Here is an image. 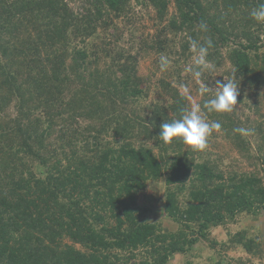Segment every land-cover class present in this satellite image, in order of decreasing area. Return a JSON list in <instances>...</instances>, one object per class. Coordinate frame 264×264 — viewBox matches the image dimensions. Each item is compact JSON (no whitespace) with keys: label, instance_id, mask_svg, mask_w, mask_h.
Instances as JSON below:
<instances>
[{"label":"trees","instance_id":"trees-1","mask_svg":"<svg viewBox=\"0 0 264 264\" xmlns=\"http://www.w3.org/2000/svg\"><path fill=\"white\" fill-rule=\"evenodd\" d=\"M75 1L0 0V264H119L122 253L136 258L139 248L149 250L135 264H168L176 254L186 256L184 264H231L225 253L235 249L263 256L257 227L229 231L227 239L212 230L263 215L264 144L257 149L262 168L243 171L224 169L206 149L162 142L160 125L180 117L184 95L163 81L169 100L145 111L137 58L111 38L89 39L127 16L132 0H82L81 13L70 7ZM142 1L168 22L164 39L178 31L200 43L212 39L208 63L232 67L217 80L264 89V23L250 16L264 0ZM171 1L176 14L169 17ZM14 101L17 113L7 120ZM201 112L221 123L242 157L254 159L248 138L233 131L247 129L238 117ZM81 118L94 123L82 126ZM262 120L251 130L262 132ZM161 179L174 230L146 221L139 204ZM199 242L200 258L211 250L200 262Z\"/></svg>","mask_w":264,"mask_h":264},{"label":"rangeland","instance_id":"rangeland-1","mask_svg":"<svg viewBox=\"0 0 264 264\" xmlns=\"http://www.w3.org/2000/svg\"><path fill=\"white\" fill-rule=\"evenodd\" d=\"M69 5L75 12L81 13L85 8L84 6L87 5V2L76 0L75 2H69ZM167 12L169 17L176 14V8L173 1L169 4ZM167 18L165 17V19ZM20 20L22 19L20 18L19 21ZM167 23L168 22L161 23L157 19V13L153 6L144 3L142 0H132L130 12L127 16L115 19L114 25L109 27V30L107 29L106 31L99 29L100 31L97 32L98 36H92L89 38L94 39L96 42L100 37H107L108 40L111 38L114 44H118L119 48L124 49L126 52H130L131 55H134L137 58V71L142 77L141 86L145 87L147 92V97L141 101L145 111L150 104L165 103V101L169 100V92L165 89V82L163 81L171 83L174 88L179 89L182 95H184L182 86L188 88V95H184L185 107H189L192 103L200 104L202 98L211 97L213 94L208 93L203 96L200 95L198 92L200 82L194 78L191 73L185 70L192 65L195 54L190 50V46L187 47L188 49L186 50L183 43L192 39H189L185 34H182L179 31L175 34H169L170 37H167L168 39H164L166 37L160 35L163 33L164 28H166ZM162 40H167V42L164 43ZM79 44L82 45L81 42H79ZM161 46L164 48L159 50V47ZM71 50L72 47L69 48V51ZM161 55H165L171 61L169 68L163 72L159 67V58ZM225 71L232 74V67L228 62L224 64V67L222 66L219 69L213 64L208 63L207 69L204 71L201 80L205 83H209L210 87H214L218 76L222 75ZM238 79L239 78H235V81H239ZM88 82L91 84V80H88ZM236 84L238 85L239 92L237 105L229 114L238 117L245 127L251 130L249 126L251 123H258L264 118V89L258 90V93H253L252 90L243 88L241 84ZM66 95L69 96V93ZM14 104L15 101L11 103L9 109L6 111L7 115L4 114L6 117L5 119L9 120L10 117H15L17 112ZM147 112H149V110H147ZM202 115L204 114L202 113ZM205 119L208 120L209 118L206 116ZM208 121L211 122L210 120ZM90 122L91 121L87 118L80 119V124L82 126L88 125ZM92 123H94L93 120L91 124ZM262 125V132H260L259 129L255 131L251 130V133L246 136L250 142V155L253 156L254 159L242 157L234 144H232V142L226 137L223 129L213 131L208 139V145L205 149L207 153L214 156L213 159H216L217 163L222 165L226 170H228L230 166H234L239 167L243 171H259L263 164L261 160L257 159L259 156L257 149L258 144H264L263 120ZM148 144L152 145V142L148 140ZM187 147L190 148L186 145V148ZM194 157L200 160V153L195 152ZM165 190V182L162 179L150 183L146 193L144 192L141 194L139 204L140 206L142 205L141 207H145V209L147 208V212L144 216L146 221H159L161 223L160 227L163 226L164 228L174 230L178 228V223L163 212ZM250 225L257 227L260 238L264 241V213L256 220L252 218L246 219L245 215H242L239 217L238 223H228L226 225L215 227L212 232L218 239H227L229 231H235ZM63 241L71 243L68 237H64ZM74 244L78 249H85L81 243ZM200 247H202V245L199 242L195 248L198 250V253L194 250V254L197 255L195 261L197 260L199 262L200 259L204 260L206 257H209V253L211 252V250L206 249L200 258ZM148 250V248H144L143 250L139 248L135 251L138 257L131 259L129 258V252L122 253L120 255L119 264H135L137 263V260L146 255ZM185 257L186 256L182 254H176L170 259L168 264H184ZM237 258L244 259L249 264H264V253L263 256H260L259 258L235 249L226 252L224 257V259L231 264H241Z\"/></svg>","mask_w":264,"mask_h":264},{"label":"clouds","instance_id":"clouds-1","mask_svg":"<svg viewBox=\"0 0 264 264\" xmlns=\"http://www.w3.org/2000/svg\"><path fill=\"white\" fill-rule=\"evenodd\" d=\"M250 16L257 22L264 23V3L258 7L253 8ZM199 28L202 32H208L209 28L205 21L199 23ZM213 47V41L210 37H206L204 43L197 40H191L190 50L195 54L192 65L185 70L192 74L200 82L198 92L200 95L213 93L211 99L204 101L203 105L199 103H192L189 107L181 109L180 117L171 122H163L160 125L159 139L165 144L179 140L185 145H188L192 150H204L208 145V138L213 131H219L222 125L219 121L209 122L202 115L201 109L206 110L207 113H230L237 105V97L239 95L238 85L235 78L225 81L216 80L214 87H210L209 83L203 82L201 77L203 72L207 69L209 49ZM171 64V61L165 55L159 58L160 70L166 71ZM183 94L188 95V88L182 86ZM234 132L241 136H247L251 133L250 129L244 127H237L233 129Z\"/></svg>","mask_w":264,"mask_h":264}]
</instances>
